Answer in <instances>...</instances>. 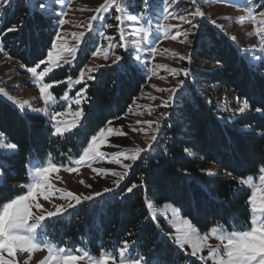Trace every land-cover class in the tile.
I'll list each match as a JSON object with an SVG mask.
<instances>
[{"label":"trees","instance_id":"1","mask_svg":"<svg viewBox=\"0 0 264 264\" xmlns=\"http://www.w3.org/2000/svg\"><path fill=\"white\" fill-rule=\"evenodd\" d=\"M129 1L130 5L134 3ZM58 9L54 5L50 20L26 19L28 0H14L0 17L3 52L25 68L34 66V60L46 61L44 49L52 50L48 41L57 25ZM128 9L132 14L136 12L135 7ZM21 22L26 23L21 32L2 35L12 24ZM110 24L113 27L105 29V33L117 34L118 23L112 20ZM202 24L208 43L197 48L191 64L186 63L190 74L182 78L185 83L178 103L170 111L168 108L173 114L162 124L153 149L135 162L121 188L140 184L141 177L144 186L124 198L117 195L109 199L105 195L96 206H78L70 211L55 223L53 238L61 246L70 243L83 247L95 257L102 249L110 251L113 246H121V241H137L139 253H154L151 264H184L188 260L186 255L157 230L152 220H146L151 212L145 205V191L148 204L173 205L184 218L192 217V224L202 232L214 224L246 226L250 219L245 203L249 190L247 187L239 192L235 189L240 187L239 178L255 174L259 162L264 160V115L255 111L257 107H264V66L260 65L257 55L261 48L257 44L252 59L245 60L242 53L246 48L237 41L234 46L225 33L209 23ZM92 39L91 35L87 37L73 67H59L52 78H78L91 61L96 46L101 44L98 36ZM103 43L106 45L105 39ZM236 46L241 49L240 53ZM117 54H124L120 47ZM200 62L207 66H201ZM94 76L97 79L87 81L88 99L83 101L80 127L63 138L49 134L51 125L46 117L18 111L0 97V132L5 134L7 142L18 145L17 154L0 156V162H6L9 170L7 187H0V198L20 193L19 185L28 181L25 164L30 156L42 159L51 154L54 162L65 163V157L59 154L73 147L72 155L78 157L82 147H86L84 142L105 128L106 121H116V117L120 119L128 113L149 81L142 70L127 69V66L125 72L100 68ZM66 89L63 85L57 88L61 93ZM228 99L240 104L246 99L249 111L235 115L225 112L221 103ZM185 148L189 149L187 153ZM201 169L210 170L213 175ZM158 220L164 226L165 220Z\"/></svg>","mask_w":264,"mask_h":264},{"label":"snow or ice","instance_id":"2","mask_svg":"<svg viewBox=\"0 0 264 264\" xmlns=\"http://www.w3.org/2000/svg\"><path fill=\"white\" fill-rule=\"evenodd\" d=\"M184 0H138L133 4H129L128 0H104V3L100 5L95 11L96 15L90 17V23L85 27L89 29V33L74 34L76 40L80 43H86L87 36H90L97 31L96 22L99 21V29L104 27L112 28V24L105 23V14L111 17V13L114 10L115 21L120 22L122 20L123 13L126 12L128 7H135V14L128 15L127 19L134 23L142 22L144 27L139 29L131 28L129 31L135 35L139 33V39L134 41V47L132 49L127 48L123 41L125 40V28L120 27L117 24L119 30V41L117 44L114 37H106L109 43V49L114 50L117 47L123 49L124 54H116L114 58L110 57L109 49L104 50L103 58L105 60L111 59V64L107 67L115 68L118 72H125L127 69L142 70L145 74V78H151L157 73L155 66H150L151 57L157 52V45L162 38H170L172 40H178L181 43L187 42L192 45V53L187 57H180L181 60H187L189 64L192 62V56L196 53L197 48L204 47L208 43L207 36L203 29L201 21L206 22V17L203 11L199 7H195L193 11H189L186 14L178 15L175 8L183 3ZM192 5L197 4V0H190ZM224 3H233L234 0H222ZM14 0H0V17L11 8ZM54 5H64V0H28V13L26 19H47L50 20L53 14ZM256 6L260 9L258 15L262 17L259 21L255 20V15L251 18L253 22L264 26V4L260 3V0H245L242 7L252 9ZM61 7L59 16H57V25L53 27V33L49 38L48 44L51 49L56 50V54H53L52 50H47L45 47L44 51L47 54L48 66L44 67L42 71H38L41 65L45 64V59L40 58L37 61L34 60V66L27 67L26 70L31 74L36 84L40 85L39 91L44 96L45 101L52 98L53 93L56 89L63 85L66 89L70 84H73V78L68 76L64 79H53L49 74L52 73L53 66L60 67V61L58 57L60 53L67 51L69 55L76 57L78 48H65L59 46L57 41L61 40L62 33L58 30L62 27L65 21L61 18L65 13ZM201 18L198 21L197 18ZM169 19H178L180 24L178 25H162L161 21H167ZM218 31L224 33L223 26L218 24L216 21L210 22ZM26 27L25 22L20 24H12L8 27L2 35L8 33H19ZM126 27V26H125ZM175 30L174 32L172 30ZM163 30V37L161 35ZM39 30L37 29V34ZM183 33L182 37L180 34ZM66 35V34H65ZM100 35L103 36V31H100ZM258 35L260 37V44L264 45V27H261ZM81 38H85L82 40ZM233 41L238 39L235 36L229 37ZM143 45V46H142ZM238 53L241 49L236 46ZM0 51H3V45L0 43ZM99 51V49H97ZM252 51H255L253 49ZM135 53V55H133ZM141 53L147 54L146 57L141 56ZM248 50H243L242 57L247 60L249 59ZM259 56V63L264 66V55L257 53ZM65 64H71L72 61H64ZM219 63V62H218ZM21 67H26L21 65ZM103 67V66H101ZM99 69H89L87 73L81 70V78L74 80V86L81 87L79 91L75 93L73 102L76 106H81L82 100L87 102V80H95L96 76L91 73L98 71ZM173 71L174 75H179V71ZM186 76L190 74V69L185 67L181 70ZM48 76V82H44L43 78ZM84 77L87 79L85 80ZM185 81L180 80L177 83V87L169 90L167 100L161 102V107L173 108L180 99V94L183 92V86ZM163 91V90H161ZM0 92H4L0 89ZM6 95V94H5ZM61 101V105L67 104L69 94L67 91H63V94L58 97ZM239 101V97H237ZM11 102L12 106L17 108L18 111H23L25 105L28 103L25 101L23 104H19L11 96H7L5 102ZM250 105L247 100L241 104L238 109L240 113H243L248 109ZM68 111H71L69 107ZM257 113L264 115V107H257L255 109ZM82 108L80 111L72 113L75 117L70 121L72 128L64 126L62 130V121L58 119V116L63 115L62 112H58L53 109L50 114V132L51 136L63 138L66 133L74 132L75 128L80 127L79 118L82 117ZM173 113L164 112L162 118L167 119L169 115ZM119 119V117H116ZM106 125L112 124L111 120L105 122ZM152 126L153 122L145 121ZM162 125L159 122H155L154 133H159ZM123 128V126H121ZM107 130L111 132L113 129L108 127ZM136 129H133L135 131ZM143 131V129H140ZM127 135V133H124ZM5 134L0 132V137H4ZM105 141V129L101 128L99 134L92 135L90 140L85 141L86 147H82V154L78 158H74L72 155L74 149L69 147L67 151L61 152L59 155L65 157V163L54 162L51 154H47L42 159H34L31 156L26 160L25 172L31 177L30 182L21 183L19 188L20 193L14 197L0 198V264H13L16 253H28L29 260L31 254L42 249L47 250V255L43 259L38 261V264H151V259L154 253H148L144 255L139 253V249L136 247L137 241L124 240L120 242L119 247L113 246L112 249H102L95 257L92 256L83 247H76L70 243L64 244H52L43 238L47 227L51 223H56L62 220L69 209H74L77 206L87 205L89 208L98 205L104 200L105 195L109 199H114L117 195L124 198L129 193H133L134 189L144 186V178L141 177L140 184L132 183L130 186L121 188V183L129 175V170L133 168L134 163L141 157L142 154L149 152L153 149L155 142L157 141V135L151 136L152 143L147 148H136L134 154L125 156L124 152L111 153L112 163L120 164L121 160L118 157L131 161L132 163L123 164V171H112L106 170L105 168H92V171L97 176L107 177L108 172H111L112 187H105L100 191H90L85 193H74L72 191L64 192L61 189L53 190V186L49 182V175L52 172H58L61 168L65 171L72 173L76 172L80 167L87 166L92 167L93 162H98L106 158L105 152L101 151V145ZM8 150L11 154L15 155L18 153V145L12 142H6L0 144V156L5 155L3 150ZM80 150V146H77ZM185 153L189 149H184ZM164 152L167 153V148H164ZM202 172H206L207 175H213L210 170L201 169ZM8 165L6 162H0V187H7L8 179ZM79 174V173H78ZM185 174L187 171L185 170ZM231 176L232 173L228 172ZM258 179V183L255 180ZM86 188L91 189V184H86L81 181ZM240 187H237L235 191H244L245 186L248 188L247 198L245 200L246 205L249 207L250 219L246 222L245 227L235 228L228 230L223 224H214L206 231L201 233L193 224L192 217H185L183 224L186 226V230L181 233L174 235L171 225L167 228L159 223V220L155 217L149 216L146 220H152L157 230L165 236V238L174 243L177 250H184L190 247L187 255L189 257H195L201 264H264V198H261L260 203L257 202V194L264 193V160H261L256 168L255 174L248 175L247 177H240L237 181ZM119 189V192L117 191ZM59 195V198L69 201L66 205L53 204L54 210H47L43 208L40 202H37V195H41L45 201H51L54 195ZM144 200L146 207H151L148 204L149 196L145 191ZM74 201V203H72ZM167 207V202L165 203ZM39 210V214H34L32 209ZM129 236L132 233H128ZM212 237L219 241L218 244L212 246L208 243L209 238ZM207 249V255H201L202 251ZM6 254V255H5ZM20 264H28L27 260H21Z\"/></svg>","mask_w":264,"mask_h":264},{"label":"rangeland","instance_id":"3","mask_svg":"<svg viewBox=\"0 0 264 264\" xmlns=\"http://www.w3.org/2000/svg\"><path fill=\"white\" fill-rule=\"evenodd\" d=\"M103 3L104 0H64V5H66V7L58 5V14H60L61 7H63V11L65 14L61 18L65 21V23L62 27L59 28L62 36L61 40L57 41V44L68 49H79L75 58L69 55L67 51L60 53L58 60L60 61L61 66H74L83 45V43H80L76 40L74 34H79L81 32L86 34L89 33V29L85 26L90 23V17L97 14L95 10ZM128 3L130 4L131 2L128 0ZM244 3L245 0H234V2L230 4L224 3L222 2V0H197V4L194 6L190 2V0H184L183 3H180L179 6L175 8V11L178 15H180L186 14L189 11H193L195 7H199L205 14L206 22L201 21V18L199 17L197 18L198 21H201V23L205 22L212 25L210 22L214 20L218 24L222 25L224 33L228 37H237L238 39L236 41L240 43L244 48H248L249 53L247 55L249 59H252V50L255 49V51H257V44L261 48L260 54L263 55L264 53V46L260 44V37L258 35L260 28L264 26L253 22L251 18L252 15H255L256 21L262 19V17L258 15L260 9L256 6H253L252 9L244 8L242 7ZM260 3L264 4V0H260ZM127 10L125 13L121 14L122 20L120 22L115 21V15H117L118 13H116L114 10L111 13V17H108V15L105 14L104 19L106 24H110L113 20L118 23L120 27L125 28V40L123 41V43L127 48L132 49L134 47V41L136 39H139V33L137 32L135 35H133L129 31V29H139L146 25H144L142 22L134 23L132 21H129L127 17L132 13L128 8ZM106 19L108 20L106 21ZM161 24L178 25L180 24V21L178 19H169L167 21L162 20ZM98 25L99 21L96 22L97 31L91 34V36H93L92 40H95L94 38L98 36L101 44H98V46H96V50L91 61L83 69V72L85 73H87L89 69L106 68L107 65L111 64V59L105 60L103 58L104 50L109 49V43L106 37H114L117 44L120 43L118 39L119 30L116 32L117 34L105 33V29L108 28L104 27L103 29H99ZM100 31H103V36L100 35ZM172 31L174 32L175 30L173 29ZM161 35L163 37V30H161ZM182 35L183 33L180 34L181 37ZM81 39L84 40L85 38ZM104 39L106 40V45H104L103 43ZM97 49H99V51H97ZM117 49L118 47L114 50L109 49L111 58H114V56L117 54ZM52 51L55 55L56 50L52 49ZM190 53H192V45H190L189 43H181L179 42V39L172 40L170 38H162L157 45V52L154 56L151 57L150 60V66H155V71L157 74L149 78L148 83L145 85V87H143L139 98L132 104L128 113L124 117L113 121L110 126L107 125L104 128L105 141L104 144L101 145V151L109 155H107L103 160L93 162L91 168L82 166L76 172L72 173H69L61 168L58 172L50 173L49 182L53 186V190L61 189L64 192L72 191L77 194H87L90 191H100L105 187H112L113 178L111 177L110 171L108 172L107 177H101L97 176V174L92 171V168H105L106 170L123 171V164L132 162L124 159L123 157H118L117 159L121 160V163H112V157L110 155L111 153L124 152L125 156L132 155L134 154L136 148H147L148 145L152 143L151 136L153 134H156L157 137L159 136L160 131L159 133L153 132V129L155 128V122H159L162 125L165 119L162 118L161 114L164 112H168V108L160 106L161 102L167 100L169 90L177 87L178 81L182 80V78L186 76L181 70L185 68L188 61L181 60L180 57H187ZM141 56L143 58L146 57L147 54L141 53ZM65 60L72 61V63L65 64ZM200 65L207 66V64H205L204 62H200ZM46 66H48L47 59L44 66H41L38 71H42ZM58 68L59 67L53 66L52 73H50L49 75L51 76ZM171 70L179 71L180 74L174 75L173 71ZM95 73H97V71L91 74L94 75ZM79 78H81V76L76 79ZM47 79L48 76L44 77V82H48ZM84 79L86 80L87 78L84 77ZM74 80L75 79H73V84H70L65 90L68 92L69 97L72 98L68 100L67 104L61 105V101L58 99V97L62 95L63 92L61 93V91L57 89L56 92L53 93L52 98L48 101H45L44 96L39 91L40 85L35 83L33 77L26 70V68L21 67V64H19L18 61L11 59L6 53L0 51V89L4 90V92H0V97L6 101L7 96H11L19 104H23L25 101H27L28 103L25 105L24 110L21 112L29 111L35 114H39L46 117L48 121L50 114L53 112V109L55 107L56 111L63 113V115L58 116V119L63 122L61 125L62 130L64 126H68L70 128L73 127L70 124V121L75 118L72 113L80 111L83 105V100L81 106H76L73 102L75 93L79 91L80 86L83 85L81 84L79 86L73 87ZM7 103L12 105L10 101ZM240 105L241 104L238 101L231 99L225 100L221 103V106L224 108L225 112L232 115L240 113L238 111ZM69 107L71 108L70 112L68 111ZM227 107L228 109H226ZM247 111H249V109H246L244 112ZM81 121L82 117L79 118L80 124ZM145 121L153 122L152 126L149 127V125L145 123ZM121 126H123V128H121ZM108 127H111L113 130L109 132L107 130ZM133 129L136 130L133 131ZM140 129H143V131H140ZM124 133H127V135H124ZM6 142L7 141L4 137H0V144ZM3 151L6 154H11V152L6 149ZM81 154L82 152L79 155ZM140 158H138V160ZM132 170L133 168L129 170V175L131 174ZM129 175L125 178V180L129 177ZM30 180L31 177L28 176L27 183L30 182ZM125 180L121 183V186L125 183ZM81 181H84L86 184H91L93 187L91 189L86 188L83 184H81ZM255 182L258 183V179H256ZM261 198H264V193L258 192V204L260 203ZM36 200L43 205L44 209L47 210H54L52 207L53 204L66 205L67 203H69V201L59 198L58 194L54 195L51 201H45L41 195H37ZM72 203H74V201ZM72 210L73 209H69L68 213ZM32 211L34 212V214H39V210L35 208H33ZM150 212L152 217L165 220V222L163 223L165 227L171 225L174 235L181 234L186 230V226L183 224L184 217L181 215L180 211L177 208L173 207V205L167 203V207H165V204L161 207L151 206ZM226 227L228 230H231L234 226ZM54 229H56L55 223L49 224L45 233L43 234V238L52 244L62 245L59 241H54ZM201 233L203 232L201 231ZM208 243L212 246H215L219 243V241L210 237ZM178 251H181L184 255H186L188 259L184 264H201V262L198 261L195 257H189L187 255L188 251H190V247ZM45 255H47V250L42 249L40 251L33 252L31 254V259L29 260L28 253L17 252L13 264H20V261L22 259L27 260L28 264H38V261L43 259ZM201 255H207V249H204Z\"/></svg>","mask_w":264,"mask_h":264}]
</instances>
